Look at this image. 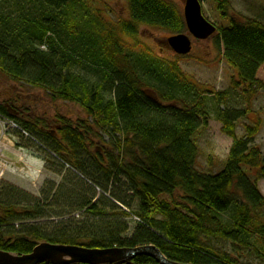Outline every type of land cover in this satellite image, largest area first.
Here are the masks:
<instances>
[{"label": "trees", "instance_id": "1", "mask_svg": "<svg viewBox=\"0 0 264 264\" xmlns=\"http://www.w3.org/2000/svg\"><path fill=\"white\" fill-rule=\"evenodd\" d=\"M96 1L39 0L65 11L62 24L74 21L70 7L75 4L94 23L92 30L102 35L96 37L93 49L97 59L92 62L98 67L91 70L92 74L97 72L96 81L77 72L86 59L76 55L77 46L66 45L49 18L43 26L31 24L27 35L12 40V45L6 31L0 30L6 33L0 36V70L18 83L46 89L55 99L80 103L94 126L84 119H63L55 131L49 122L26 117L9 101L0 103V117L19 127L17 133L26 143L19 146L37 147L56 160L60 169L71 168L76 176L104 190L110 185H123L130 197L120 193L113 200L131 208V212L122 210V215L136 218L137 229L132 238L125 239L117 236L125 230L122 223L104 221L100 231L91 235L75 220H64L59 223H65L63 233L55 229L48 234L30 227L27 234L0 238V249L26 254L41 241L101 249L154 245L168 259L181 263L245 264L227 251L219 254L208 244L218 239L264 264V196L258 188V181L264 178V153L254 146L260 123L246 125V136L239 138L236 120L244 118L250 108L222 109L231 94L226 90L214 93L223 131L234 142L222 170H198L194 135L208 124L209 113L204 107L207 96L176 64L165 68L126 46L125 40L135 39L142 25L171 34L184 33L187 24L183 11L171 0H128L131 17L113 21L109 9L95 6ZM217 7L231 24L220 27L216 43L224 47L227 61L238 72L233 87L242 86L250 101L258 89L264 90V82L257 77L264 64V22L231 16V0H218ZM104 134L118 138L117 144L107 142L108 149L100 146L96 138L103 143ZM176 193L181 194L179 201ZM163 195L171 200L161 199ZM57 196L58 192L51 199ZM63 196L67 201L76 194ZM16 201L10 197L0 199V224L29 219L37 213L40 203L32 208L21 207ZM90 201H80L77 209L90 205L79 211L94 216L106 214L98 203ZM134 203L137 209L132 210ZM222 213L229 217L220 216ZM76 214L80 216V212L73 216ZM133 264L158 262L140 255Z\"/></svg>", "mask_w": 264, "mask_h": 264}, {"label": "rangeland", "instance_id": "2", "mask_svg": "<svg viewBox=\"0 0 264 264\" xmlns=\"http://www.w3.org/2000/svg\"><path fill=\"white\" fill-rule=\"evenodd\" d=\"M171 1L175 2L183 11L185 17L186 0ZM199 1L204 17L216 26L213 35L199 39L191 34L188 26L184 33L171 34L166 30L142 25L135 39L125 37V40L126 46L134 49L136 53L157 60L165 68L170 67V64H176L200 88L203 95L207 96L204 98V107L207 106L205 109L209 113L207 115L208 124L199 127L194 135L198 146L196 167L201 172L217 173L224 168L234 141L223 131V124L218 118L220 107H218L214 93L226 90L231 94L230 97H227L228 101L225 102L222 109L250 108L244 118L236 120L237 135L239 138L246 136V125L260 123V131L255 137L254 146H258L264 153V90L258 89L248 101L242 86L233 87L232 81L239 77L238 72L227 61L224 47H218L216 43L220 27L229 26L231 22L228 18L222 17V11L217 7L218 0ZM93 4L97 7H107L110 20L117 21L121 18L129 19L131 17L128 0H98ZM70 9L74 11L71 14L75 18L74 21L62 24V13L65 11L41 4L39 0H0V30L6 31L11 44L12 40H22L31 28V24L43 26L44 21L49 18L59 28L58 34H61L66 45L70 48L77 46L76 50L80 56L76 55L80 59H86L82 60L83 64L80 65V68H76L77 72L96 81L95 74L97 72L93 71V75L91 70L98 67L92 62L97 59L93 49H95V41L102 35L94 33L92 30L94 23L85 13L80 12L78 5L75 4ZM230 12L231 16L236 19L255 18L264 22V0H231ZM56 14H58L57 21H55ZM6 33L0 32V36L4 37ZM179 34H188L192 41V51L187 55H179L169 45V38ZM104 38L105 35L100 42ZM18 44L15 43V45ZM257 77L264 82V64L259 69ZM8 101L14 106L20 107L26 113V117L49 122L51 129L55 131L59 130L60 124L64 122L63 119L74 122L84 119L92 127L94 126L92 119L87 117L86 111L80 103L55 99L46 89L18 83L0 70V103ZM18 128L15 124L0 117V199L2 197L13 198L21 204V207L33 208L34 205L40 203L36 210L40 215L36 213L29 219L0 224V238L9 239L27 234V229L30 227L40 228L48 234H51L55 229H59L56 233H63L65 223L60 225L59 223L71 219L75 220L79 227L82 226L81 228L85 229L86 234L91 235L100 231L101 222L122 223L125 230L118 232L117 236L125 239L132 238L131 236L138 225L136 218L122 215V210L131 212V208L123 202L117 203L113 200L114 196L120 195V193L123 194V197H130L128 192L125 194L123 185L119 184L118 187L110 185L107 190H104L102 186L96 187L80 176L77 175V177L71 168L60 169L56 160L40 152L37 147L18 146L17 143L26 144L21 138L15 137L18 135ZM25 135L28 137V134ZM104 135L103 143L96 138L100 146L104 145L108 149L107 142L117 144L118 138H113L108 134ZM9 139L15 143V146L7 144L11 143ZM251 177L253 180L256 179L255 172L251 173ZM258 188L264 196V178L258 181ZM56 192H58V196L51 199V196ZM74 194L76 196L73 198ZM63 195L71 196L72 199L68 198L65 201ZM90 199L91 203H98L99 207L106 211V214L94 216L85 212L86 210L79 211L89 208L90 205L77 209L80 201H89ZM161 199L171 200L169 195H163ZM175 199L179 201L181 194L176 193ZM133 209H137L136 203H134ZM74 212H80V216L82 214L83 216L80 217L77 214L73 216ZM71 216L73 217L70 218ZM220 216L226 218L229 217V214L222 213ZM208 244L215 247L219 254L227 251L233 259L240 263L261 264L260 260L252 254L242 250L237 251L240 249L238 247L237 252L234 251L229 242L216 239ZM18 254L23 253L19 252Z\"/></svg>", "mask_w": 264, "mask_h": 264}, {"label": "water", "instance_id": "3", "mask_svg": "<svg viewBox=\"0 0 264 264\" xmlns=\"http://www.w3.org/2000/svg\"><path fill=\"white\" fill-rule=\"evenodd\" d=\"M185 18L188 30L199 39L207 38L216 31L202 14L199 0H186ZM169 45L180 55L192 51V41L188 34H179L169 38ZM140 255L153 257L158 264H188L168 259L154 245L138 247L87 248L70 244H53L47 241L38 242L31 253L18 254L0 250V264H133Z\"/></svg>", "mask_w": 264, "mask_h": 264}, {"label": "bare ground", "instance_id": "4", "mask_svg": "<svg viewBox=\"0 0 264 264\" xmlns=\"http://www.w3.org/2000/svg\"><path fill=\"white\" fill-rule=\"evenodd\" d=\"M2 118V117H1ZM2 119H4L5 121H7L5 118H2ZM8 122V121H7ZM15 137H17V138H19L20 139V137H19V135H15ZM10 140V139H9ZM10 142L11 143H7V144H11L12 146H15V143L12 141V140H10ZM5 143V142H4ZM4 143H2V144H4ZM17 145L19 146V143H17ZM122 248V247H121Z\"/></svg>", "mask_w": 264, "mask_h": 264}]
</instances>
